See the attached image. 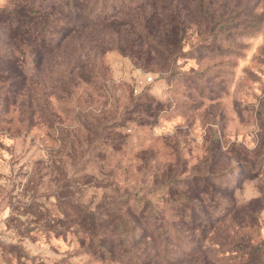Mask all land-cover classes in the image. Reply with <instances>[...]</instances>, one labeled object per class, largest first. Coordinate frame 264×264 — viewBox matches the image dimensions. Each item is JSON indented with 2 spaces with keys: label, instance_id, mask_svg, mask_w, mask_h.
Masks as SVG:
<instances>
[{
  "label": "rangeland",
  "instance_id": "1",
  "mask_svg": "<svg viewBox=\"0 0 264 264\" xmlns=\"http://www.w3.org/2000/svg\"><path fill=\"white\" fill-rule=\"evenodd\" d=\"M175 2L169 65L95 33L36 66L0 18V264H264V0Z\"/></svg>",
  "mask_w": 264,
  "mask_h": 264
},
{
  "label": "trees",
  "instance_id": "2",
  "mask_svg": "<svg viewBox=\"0 0 264 264\" xmlns=\"http://www.w3.org/2000/svg\"><path fill=\"white\" fill-rule=\"evenodd\" d=\"M136 1L22 0L5 10L0 18L6 23L9 39L21 41L25 49L22 55L36 66L44 57L54 56L63 44L88 40L95 33H107V38H112L101 43L104 49L117 48L141 65L153 61L164 65L175 62L184 53L185 23L180 20L179 4L175 0L171 4H165L164 0ZM172 5L175 6L168 7ZM179 199L184 201L182 209L191 212L192 218L195 208H199L194 204L188 206L185 195ZM139 233L134 228L131 238L135 241Z\"/></svg>",
  "mask_w": 264,
  "mask_h": 264
},
{
  "label": "built area",
  "instance_id": "3",
  "mask_svg": "<svg viewBox=\"0 0 264 264\" xmlns=\"http://www.w3.org/2000/svg\"><path fill=\"white\" fill-rule=\"evenodd\" d=\"M263 111H264V101H263Z\"/></svg>",
  "mask_w": 264,
  "mask_h": 264
}]
</instances>
